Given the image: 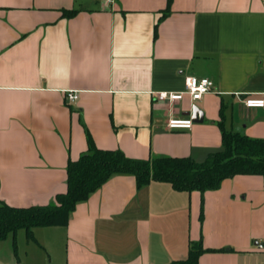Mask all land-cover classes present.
Listing matches in <instances>:
<instances>
[{
  "label": "crops",
  "instance_id": "0c3cea01",
  "mask_svg": "<svg viewBox=\"0 0 264 264\" xmlns=\"http://www.w3.org/2000/svg\"><path fill=\"white\" fill-rule=\"evenodd\" d=\"M0 0V200L51 201L67 189V163L87 150L204 160L224 127L264 139V0ZM63 9H76L72 17ZM189 75L214 90L173 103ZM69 92L78 97L70 101ZM197 104L202 121L168 128ZM0 240V264H264V181L225 178L204 192L166 181L138 188L112 175L77 203L68 224Z\"/></svg>",
  "mask_w": 264,
  "mask_h": 264
},
{
  "label": "trees",
  "instance_id": "16d2710c",
  "mask_svg": "<svg viewBox=\"0 0 264 264\" xmlns=\"http://www.w3.org/2000/svg\"><path fill=\"white\" fill-rule=\"evenodd\" d=\"M171 1L168 0L164 14L169 11ZM76 13V9L62 10L66 17ZM220 126L222 147L210 152L204 160L170 155L134 157L120 148H100L89 137L87 150L67 163V189L56 193L51 201L13 206L0 200V240L11 235L16 247L19 229H24L32 239L34 227L68 224L77 203L88 199L114 174H133L138 188L151 181H166L174 189L188 192L217 189L225 178L237 174H258L264 181V139L227 129L222 121ZM204 250L201 241H194L187 258L168 264H196Z\"/></svg>",
  "mask_w": 264,
  "mask_h": 264
},
{
  "label": "built area",
  "instance_id": "2783aa9c",
  "mask_svg": "<svg viewBox=\"0 0 264 264\" xmlns=\"http://www.w3.org/2000/svg\"><path fill=\"white\" fill-rule=\"evenodd\" d=\"M214 90V82L207 76L189 75L185 79V89L181 91H158L156 92L157 99L173 103L181 100L185 94H188L192 100L200 99L204 94ZM78 97L76 92H69L68 98L70 101ZM246 106L261 107L264 106V93L259 97H249L244 100ZM193 120L188 116H175L171 115L167 119L168 128H191ZM264 247L263 243L258 244Z\"/></svg>",
  "mask_w": 264,
  "mask_h": 264
},
{
  "label": "water",
  "instance_id": "95a60500",
  "mask_svg": "<svg viewBox=\"0 0 264 264\" xmlns=\"http://www.w3.org/2000/svg\"><path fill=\"white\" fill-rule=\"evenodd\" d=\"M189 114L194 122L202 121L203 111L197 104H192L191 109L185 112Z\"/></svg>",
  "mask_w": 264,
  "mask_h": 264
}]
</instances>
